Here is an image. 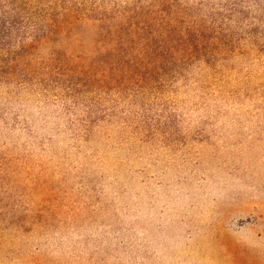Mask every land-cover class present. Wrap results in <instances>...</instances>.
<instances>
[{"label": "rangeland", "instance_id": "rangeland-1", "mask_svg": "<svg viewBox=\"0 0 264 264\" xmlns=\"http://www.w3.org/2000/svg\"><path fill=\"white\" fill-rule=\"evenodd\" d=\"M0 264H264V0H0Z\"/></svg>", "mask_w": 264, "mask_h": 264}]
</instances>
